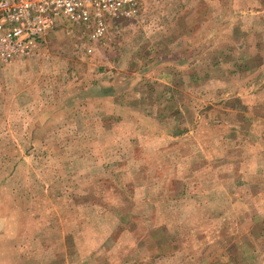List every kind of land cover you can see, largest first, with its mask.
Listing matches in <instances>:
<instances>
[{
  "label": "rangeland",
  "instance_id": "obj_1",
  "mask_svg": "<svg viewBox=\"0 0 264 264\" xmlns=\"http://www.w3.org/2000/svg\"><path fill=\"white\" fill-rule=\"evenodd\" d=\"M60 22L0 64V259L264 264V0Z\"/></svg>",
  "mask_w": 264,
  "mask_h": 264
},
{
  "label": "built area",
  "instance_id": "obj_2",
  "mask_svg": "<svg viewBox=\"0 0 264 264\" xmlns=\"http://www.w3.org/2000/svg\"><path fill=\"white\" fill-rule=\"evenodd\" d=\"M146 0H0V64L40 55L45 37L61 24L82 29L92 54L104 39L109 25L118 18L137 16Z\"/></svg>",
  "mask_w": 264,
  "mask_h": 264
},
{
  "label": "crops",
  "instance_id": "obj_3",
  "mask_svg": "<svg viewBox=\"0 0 264 264\" xmlns=\"http://www.w3.org/2000/svg\"><path fill=\"white\" fill-rule=\"evenodd\" d=\"M172 116V115H171ZM173 117V116H172ZM158 121L159 120H163V119H167V118H163V117H161V116H159L158 118ZM173 118H171V120H172ZM160 130H161V132L163 131V127H161L160 128ZM178 132H180V129H178V130H174L173 131V134H176V133H178ZM161 137H163V136H161ZM163 138H165V137H163ZM164 142V141H163ZM4 189H5V186H4V182H0V203L3 201V197H2V195L3 194H1L3 191H4ZM13 218H15V217H13ZM0 232H1V230H0ZM2 234H0V236H1ZM4 239V240H3ZM0 238V248H1V245L3 244V245H7L8 243H12V245H13V243L14 242H12V238L11 239H5V238ZM5 242V243H4ZM17 244V243H16ZM13 256H15V255H13ZM13 256H10L9 258L8 257H6L7 259L6 260H3V258H1L0 259V264H8V262H10V261H14V258H11V257H13ZM3 257H5V256H3ZM16 259V258H15ZM21 264H23V262L21 263Z\"/></svg>",
  "mask_w": 264,
  "mask_h": 264
}]
</instances>
